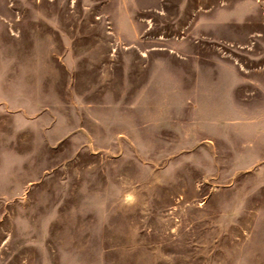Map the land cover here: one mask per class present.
Returning <instances> with one entry per match:
<instances>
[{
  "label": "rangeland",
  "instance_id": "rangeland-1",
  "mask_svg": "<svg viewBox=\"0 0 264 264\" xmlns=\"http://www.w3.org/2000/svg\"><path fill=\"white\" fill-rule=\"evenodd\" d=\"M0 264H264V0H0Z\"/></svg>",
  "mask_w": 264,
  "mask_h": 264
}]
</instances>
